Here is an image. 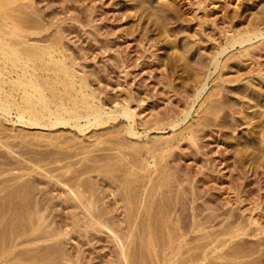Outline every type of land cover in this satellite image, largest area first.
Instances as JSON below:
<instances>
[{"label": "rangeland", "instance_id": "374dc122", "mask_svg": "<svg viewBox=\"0 0 264 264\" xmlns=\"http://www.w3.org/2000/svg\"><path fill=\"white\" fill-rule=\"evenodd\" d=\"M30 1H32L31 6L34 8L33 10L38 13L37 18H42V21L48 25V30L45 31V34H50V36L52 35L51 37L54 35L60 36L59 38L64 43L68 60L76 64H74V69L78 75L85 73L84 75L89 76L87 78L88 85H90L89 90H95L92 92L95 94L97 103L99 105L102 103V107L109 110L116 102L118 104H125L127 100L129 101L130 110L136 115H134L135 122L132 128L137 134L133 137L124 135V127L128 124L121 119H117L113 123H109V125L107 123L98 130L89 128L84 133H78L74 128L70 129V126H57L50 129V134L49 132L47 134L45 132L48 130L45 128L32 129L15 123L14 114H12L13 116L1 118L0 124L2 125H0V128L2 129H0V133L2 135L0 134V139L5 143L13 142L10 143L11 147L8 144V149L0 144V254L3 252L6 255L5 258H0V264H125L128 257L130 258H128V264H159L160 262L161 264H167L168 262H165L170 257L167 254L168 251L164 253L165 255H162V253H159L160 250H157L155 252L158 253L153 252L150 256V253L144 254L145 251L141 253V246L137 247L139 245L137 243L140 242L138 236L142 235L141 231V233H138L140 230L139 224L147 222L148 218H150L147 223H149V228L151 227V233L156 238L154 240L158 241L157 243L159 244L161 241L163 242L165 237L164 232L166 233V230L164 225L169 226L168 228L170 229H167L172 230L173 233L177 231L176 234L181 233L183 230L182 233L184 232L185 236L183 239L186 241V244L184 243L185 245L183 244L180 249V253L182 252L181 256L182 258L186 256L185 259H187V254H189V259L191 257L192 259H196L194 257L198 256L199 258L197 259L199 260L200 257H203L202 254L204 253L206 256L205 260H202V262H199L201 261L199 260L197 264H264V142H262L264 140V36L252 41L254 47L250 49V57L243 58L237 54V50H228L218 58V65L215 71H213L210 60L211 55L219 48L217 42H220V40L223 42V35L220 29L221 31L228 30L230 25L240 29L246 26L248 22H255L260 18V21L264 23V0ZM60 2L64 6H61ZM26 12L28 13L29 10ZM65 13H68L67 16ZM34 15L35 13H32L30 17L33 16L31 18L35 17L37 19L36 15ZM74 16H78L75 17L78 22L75 19H71ZM162 27L170 30L169 38L170 40H174L171 42V45L175 46L174 53L169 47L171 45L165 42L162 37L163 34L160 31ZM169 38L166 39L169 40ZM177 53H180V57L182 55L185 58L181 57L178 59ZM193 62L197 66H194ZM180 64L188 65L189 68L185 67V70L181 69ZM196 67L201 68L197 70ZM160 72H163V75ZM162 76L164 77L162 78ZM197 80H201V83H204L205 86L200 93L201 95L195 98L197 92V83L195 82H198ZM205 96L208 99H205ZM208 106L209 108L213 107V109L212 107L210 108L211 111L208 108L210 112L206 111ZM164 110L170 113L167 112V114ZM162 112L167 115L172 113V116L175 114L176 123L183 119L185 114L188 113V115L183 120V123H179L176 127L163 125L158 127V129H153V126L150 125V127L149 124L154 123L155 119H159ZM200 116L204 119L206 116V121L202 119V122ZM198 122L201 126L197 125ZM202 123L205 124L202 125ZM111 124H113L112 128L109 127ZM190 124L191 128L188 130L189 132L193 131L191 133L196 137L194 141L187 140L188 131L184 129L186 130L184 133L182 130ZM194 125L197 126V130L194 128ZM192 126H194L193 129ZM194 129L196 132H194ZM32 130L35 131L33 132ZM179 130L181 134H179ZM262 130L263 134L261 133L258 136ZM87 132L89 139H87ZM37 133L42 134L36 135ZM118 133L119 135H117ZM11 135H15L17 138L14 137V139ZM113 135H117L118 137H113ZM33 136L34 138H32ZM47 137H50L51 140L55 138V140L53 139L55 142H57L56 139L58 137L60 139L66 138L70 141H75L74 145L76 143L78 145L80 141L79 146L81 145L83 148L80 147L81 150L80 148H77V150L76 148L70 149L72 150V155H75L73 153H78L76 156H81L82 154H79V150H84V147L88 149V151L85 149L87 153L89 152L88 155L85 153L81 158L78 156L79 159L76 156H73V159H71L72 157L70 158V160H75V162L69 161L73 166L68 171L71 172L74 169L73 173H82L83 168L87 169L80 175V182L89 184L90 186L87 185V188L88 186L92 189L95 187V193L100 196V198L97 197L101 200V205L100 202H97L99 207L102 204H106L109 208L104 205V209H110V212L118 209L117 213H120L121 216L119 218L122 219V216L125 215L123 214L125 212L122 211L125 208L118 202L117 199H120L118 195L124 194L126 196L129 193L133 195H129L130 204L133 208L137 205L139 207H136V212L133 210L131 215L139 222L137 221L135 222L136 225L134 224L136 231L133 233V249L131 247L129 251L134 249L137 251L134 250L133 253L136 252V254L134 253L132 256H128L127 254L125 257L126 261L122 258L119 259L116 252H114L116 251L113 250L114 248L116 249V244L106 235L105 231L103 233L99 231L96 233L94 231L84 233V229H81V225H83L81 224L83 223L82 221H79L81 225L78 223V227L80 228L72 225L74 223L73 216H70V214L74 216L77 213L79 214V212L74 214L79 209H76L74 206H78V204L74 202L68 203L71 202L68 200L75 201L73 200V195L69 194V191L73 188L72 184H69L73 176H69V172H67V178L71 179L70 181L66 180L67 178L63 180L64 178L62 179L61 177L63 175V177L66 176L65 173H62V170H65L62 168L67 166L69 158L67 159V154H63V149H65L62 148L65 147L63 145L59 147L60 151L62 148V154L66 157L63 159L65 161L59 162L60 160H58L56 161L57 164L54 161L52 162L53 165L50 162V165L46 163L51 157L54 158L53 154L55 155L58 149L52 147V143L49 145L51 140ZM48 139L49 142H46ZM103 139L104 141H102ZM116 139L122 142L119 141L122 144V147H119V149H115L112 147L113 145L106 142L107 140L114 141ZM258 139L261 140V143ZM128 145H133L137 150L132 151L130 148L128 149ZM107 146H109V149ZM55 147H58V145ZM90 149L93 150L89 151ZM70 150H66L65 153L68 151V154L70 153L69 155L71 156ZM121 150H125V152L122 154V152H119ZM49 151L50 153H47ZM19 153L22 154L18 155ZM57 153L59 156L62 155L59 151ZM112 153L113 155H111ZM116 153L125 155L122 159L126 165L123 160L122 162L119 160L121 162L119 166H124L126 172H131V179L126 178L130 177L131 174L129 173L126 176V173H123L125 168L118 167V161H114L116 159L115 156L118 155ZM58 154L55 155L57 158ZM39 155L42 156L39 157ZM89 155L93 157L99 156L98 158L96 157L98 160L95 157L94 159L90 157V159ZM109 156L111 157L110 159ZM43 157L44 161H42ZM82 157L86 158L80 160ZM60 158L63 157L60 156ZM111 159L113 161L109 162ZM77 160L80 161L76 162ZM88 160H91L92 163ZM92 160H95V162ZM36 161L40 162L37 163ZM113 162L117 165L115 166ZM128 163H132L130 164L131 167L134 165L136 167L134 169L131 168V171ZM108 164H113L116 168L118 167V169L113 168L117 171L119 168H121L120 170L124 169L121 171L122 173L119 170L111 174L113 177H117V174H119V179H116L117 181H112L113 178L110 177V174H105L107 177L110 175L108 177L111 179L110 181L106 176H100ZM12 165L15 171L9 172ZM56 165L62 168L59 167L58 170ZM54 166L57 168L55 169ZM142 166L143 168H141ZM53 168L56 171H50ZM91 169L95 170V172ZM99 171L102 173L98 174ZM85 172H88V174ZM56 174H60L61 176H56ZM83 174L84 176H82ZM86 174L89 178L85 176ZM55 176L59 178L55 179ZM122 176L124 177L122 178ZM99 179L106 186L104 184L102 186ZM56 180L57 182L65 181L62 182L64 185H61V182L60 184L57 183ZM66 181H69L68 188L71 186L69 190L67 189ZM119 183L122 185L120 186ZM27 184L28 186H26ZM110 184H112L113 188ZM114 185L118 186L114 187ZM124 187H130L129 189L131 190ZM87 188L84 187V189ZM114 188H116L119 194ZM97 189H101L103 192L101 190L97 192ZM122 189L124 192L125 190L129 192L123 193ZM63 190L64 192H61ZM72 192L73 190L70 193ZM64 193L71 197V199L68 196L64 197ZM135 194L137 195L135 196ZM21 195L24 196L22 197ZM101 198L104 200V203H102ZM148 198L151 200V204ZM33 203L36 205L32 209L30 205ZM68 204H71V209L68 207ZM134 204L137 205L135 206ZM139 204H142L141 208ZM142 206H144V210ZM164 206H166V209L169 207L170 210L168 209L164 212ZM17 207L20 208L18 209ZM26 207H28V210ZM36 207L39 208V211L36 210ZM146 207L148 208L145 209ZM14 208H17L19 212L17 210L14 211ZM25 209L28 212L31 210L30 216L28 212L26 213ZM32 210L38 213L43 211V216H40L38 213H33L34 216H31ZM172 210L171 215L166 214L168 211V214H170ZM145 211L148 214L150 213L148 218L145 216L147 214ZM211 211L213 214L211 220L209 219L210 224L205 223L202 225L204 230L193 232L191 229V215L199 214L198 217L203 221ZM228 211L230 215L228 220L236 224L239 223L242 227L245 226V235L239 238V240L235 239L233 242L225 244V246L216 247L217 250H214L210 245L208 246L209 248H202L210 238H214L215 232L220 229L218 225L225 218L224 213ZM133 212L136 214H133ZM117 213L116 215L111 213L110 215H113L114 218L112 216L109 218L113 226L111 229L114 230V226H116L115 230L117 229L118 234V225H115L117 223L115 219L118 216ZM35 214L40 216L41 219L39 217V219H36L37 217L33 219ZM204 215L206 216L204 217ZM216 215L218 216L216 217ZM78 216L80 217V215H77L75 221ZM142 219L146 221L144 222ZM250 220L254 224H250ZM162 221L163 224H161ZM32 223L39 225L36 227L38 229L43 226L46 232L50 230V234L52 232L54 234L58 233L57 235L59 236L55 234L57 238L54 235L53 240L52 237L48 239L46 236H44L46 239H34L36 233L33 232L31 236L30 232L31 225L33 226ZM137 225H139V229H137ZM22 229L23 232L21 231ZM207 233L211 234L212 237H207L206 240ZM20 234L21 236L19 237ZM124 234L122 235L123 238H121L123 242L126 237ZM46 235L48 236L47 233ZM13 238L16 240L14 241L16 244L9 247L7 244L10 245V241ZM17 243L20 245L18 246ZM232 246L239 247V249L233 248L232 250ZM3 248L6 250L3 251ZM7 249H9L10 253L9 251L6 252ZM185 249H188L187 252H185ZM17 251L22 253L18 254ZM129 251L127 252L131 254L132 252ZM14 255L16 256L15 258H20H17L18 260L16 259L15 261ZM152 256H157L158 258L155 257L156 259H154ZM181 256L178 258L183 260L184 258L182 259ZM12 258L14 262L11 260ZM130 260L132 262H129Z\"/></svg>", "mask_w": 264, "mask_h": 264}, {"label": "bare ground", "instance_id": "6f19581e", "mask_svg": "<svg viewBox=\"0 0 264 264\" xmlns=\"http://www.w3.org/2000/svg\"><path fill=\"white\" fill-rule=\"evenodd\" d=\"M199 1V0H198ZM31 2L32 1H30L29 2V0H0V119L1 118H5V117H7V116H13L12 114H14V118H15V123H17V124H20V126H24V127H26V128H45V129H47L48 131L47 132H45V133H47L48 134V132H49V134H50V129H52V128H54V127H57V126H70L71 128L70 129H72V128H74L78 133H84V131L85 130H87V129H89V128H91V129H99V128H101L103 125H105V124H107L108 123V125H109V123H113L115 120H123V121H125V123L127 122V124L128 125H126L125 127H124V135H127V136H130V137H133V136H135L136 134H137V132H134V130H133V128H132V126H133V124H134V122H135V120H134V115H135V113L134 112H132V110H130V107H129V105H128V100L125 102V104H118L117 102L116 103H114V105H113V107H110L109 108V110H106V109H104L103 107H102V103L99 105V103H97V101H96V99H95V94H93V92L95 91H90L89 89H90V85H88L89 83H88V80H87V78L89 77V76H86V75H84V74H82L81 73V75H78V73L76 72V70L74 69L75 68V63H72L71 61H69L68 60V55H67V53H65V51H66V49H65V46H64V43L60 40V36L58 37L57 35L55 36H53V37H51L50 36V34H45L46 32V30H48L47 28V26L48 25H46L47 23H45L44 21H42V18L41 19H38L37 17V12H35L33 9L34 8H32V4H31ZM62 2V1H61ZM61 2H60V4H61ZM197 2V1H196ZM59 4V5H60ZM198 4H200V3H198ZM61 6H64L63 5V3L61 4ZM68 6H70V5H68ZM68 6H67V8H68ZM129 8V7H128ZM61 9V8H60ZM27 10H29V12L27 13L26 11ZM50 11V10H49ZM75 11V10H74ZM51 12V11H50ZM76 12V11H75ZM132 12V11H131ZM32 13H35V15H36V18L37 19H35V17L34 18H31V17H33V16H31L30 17V15L32 14ZM42 13V12H41ZM52 13V12H51ZM61 13V12H60ZM63 13V12H62ZM28 14H29V16H28ZM66 14V13H65ZM68 14V13H67ZM67 14H66V16H67ZM34 15V16H35ZM72 15V14H71ZM70 15V16H71ZM61 16H63V14H61ZM40 17H42V16H40ZM69 17V16H68ZM72 17V16H71ZM70 17V18H71ZM75 17H78V16H74V18H71V19H75ZM63 18V17H62ZM225 18V17H224ZM61 19V18H60ZM66 20V19H65ZM75 20H77V19H75ZM223 20V19H222ZM261 20V18L259 19V20H257V21H252V22H248V24H246V26H244L243 28H240V29H237V28H234L233 26H231L230 25V27H229V29L228 30H222L221 31V29H220V32L222 33V35H223V42H222V40H220V42H217V46L219 47V48H217L215 51H214V53H213V55H211V57H210V60H211V65H212V68H213V71H215L216 70V68H217V65H218V58L221 56V55H223L226 51H228V50H230V51H233V50H237V54L240 56V57H250L251 56V54H250V49H253V47H254V45L252 44V41L253 40H256V39H258V38H262L263 36H264V23L262 22V21H260ZM61 21V20H60ZM69 21H70V19H69ZM226 21V20H225ZM72 22H73V20H72ZM77 22H78V20H77ZM52 23H54V22H52ZM230 23V22H229ZM229 23H228V25H229ZM235 26V25H234ZM50 28V27H49ZM161 29V28H160ZM57 31V30H56ZM56 31H55V33H56ZM159 31V30H158ZM161 31V33L163 34V38H164V41L165 42H168L169 43V45H171V42H172V40H170V30H168V29H166V27H162V29L160 30ZM159 31V32H160ZM220 32H219V34H220ZM44 33V34H43ZM160 33V34H161ZM58 34V33H57ZM161 34V35H162ZM162 38V39H163ZM166 38H169V40L168 39H166ZM209 38V37H208ZM168 40V41H166V40ZM174 41V40H173ZM164 42V43H165ZM167 43V44H168ZM174 45V44H173ZM171 49H172V51H173V53H174V47L171 45V46H169ZM169 48V49H170ZM215 49V48H214ZM175 53H176V51H175ZM235 53H236V51H235ZM178 54V53H177ZM180 54V53H179ZM177 55V58L178 59H180L181 57H182V55H181V57H180V55ZM176 55V54H175ZM227 55V54H226ZM170 56H171V54H170ZM182 58H185V57H182ZM228 58V57H227ZM172 59V58H171ZM177 59V60H178ZM167 60V59H166ZM184 60V59H183ZM172 61V60H171ZM179 62V61H178ZM177 62V63H178ZM184 62V61H183ZM171 63V62H170ZM175 63V62H174ZM173 63V64H174ZM75 64V65H74ZM172 64V65H173ZM196 64L198 65V63H197V61H196ZM181 65V64H180ZM179 65V66H180ZM193 65H194V62H193ZM197 65H194V66H197ZM223 65V64H222ZM178 66V67H179ZM185 67H188L189 68V66L188 65H181V69H184L185 70ZM191 68H194V67H191ZM190 68V69H191ZM197 68V67H196ZM198 68H201V67H198ZM198 68H197V70H198ZM169 69V68H168ZM171 69V68H170ZM189 69V70H190ZM196 70V69H195ZM202 70V69H201ZM183 71V70H182ZM181 71V72H182ZM187 71H188V69H187ZM191 71V70H190ZM193 71V70H192ZM185 73H186V71H184ZM189 72V71H188ZM162 75H163V72H160ZM202 73V72H201ZM210 73V72H209ZM161 74H159V75H161ZM187 74V73H186ZM191 74V73H190ZM197 74V73H196ZM196 74H194V75H196ZM199 74V73H198ZM194 75H192V76H194ZM189 76V75H188ZM164 76H162V78H163ZM168 78V77H167ZM195 78V77H194ZM198 78H200V77H198ZM196 79H197V77H196ZM166 80V79H165ZM164 80V81H165ZM168 80V79H167ZM202 80V79H201ZM201 80H197L198 82H195V83H197V86H196V94H195V98H198V96L199 95H201L200 93L202 92V90H203V88H204V86H205V84L204 83H201ZM206 80H207V78H206ZM169 81V80H168ZM194 83V82H193ZM195 88V87H194ZM207 95V94H206ZM210 95V94H209ZM211 96V95H210ZM212 96H213V94H212ZM130 97V96H129ZM194 98V99H195ZM205 99H208V98H206V96L204 97ZM134 100H135V98H133ZM133 100V101H134ZM99 101V100H98ZM217 101H218V99H217ZM115 102V101H114ZM194 102V101H193ZM220 102V101H219ZM113 104V103H112ZM202 105V104H201ZM212 107V106H211ZM210 107V108H211ZM209 106L207 107V109H206V111L208 110V112H210L211 111V109H210V111H209ZM108 109V108H107ZM212 109H213V107H212ZM171 110V109H170ZM161 111H163V110H161ZM164 111H166V110H164ZM187 111V110H186ZM213 111V110H212ZM170 113L169 111H166V113ZM172 112V111H171ZM185 112V111H184ZM203 112H205L204 110H203ZM167 113V114H168ZM173 113V112H172ZM171 113V114H172ZM177 113V112H176ZM207 113V112H206ZM213 113H214V111H213ZM138 114V113H137ZM167 114H165L164 112H162L161 113V117L159 118V119H155L153 122L154 123H152V124H149V126L151 125V126H153V129H158V127H160V126H165V125H167V126H170V127H176L179 123H183V120L187 117V115H188V113L187 114H185L184 116H183V119H181L180 121H178L177 123H176V120H175V114L172 116L171 114H169V115H167ZM178 114V113H177ZM183 114V113H182ZM158 115H160V114H158ZM212 115V114H211ZM210 115V116H211ZM249 115V114H248ZM136 116V115H135ZM204 116V115H203ZM208 116V115H207ZM12 117V118H13ZM174 117V118H173ZM201 117V116H200ZM143 118V117H142ZM141 118V119H142ZM199 118V117H198ZM211 118H212V116H211ZM8 119H10L9 117H8ZM144 119V118H143ZM179 119V118H178ZM200 119V118H199ZM202 119L203 120H205L206 121V116H205V119L204 118H202L201 117V121H202ZM7 121V120H6ZM13 121V120H12ZM145 121H146V119H145ZM144 121V122H145ZM214 121V120H213ZM13 122V123H14ZM148 122H149V120H148ZM203 122V121H202ZM208 122V121H207ZM5 123V122H4ZM117 123V122H116ZM150 123H151V121H150ZM201 123V122H200ZM209 123V122H208ZM211 123H212V121H211ZM260 123V122H259ZM262 123V122H261ZM117 124H119V123H117ZM123 124V123H122ZM192 124V123H191ZM191 124L187 127V126H185L184 127V125H183V131H184V133H185V131L187 130L188 132H187V138L186 137H184L185 139H187V140H192V141H194V139L196 138L192 133H193V131L191 130L190 132H189V128H191L190 126H191ZM203 124H205V123H202V125ZM207 124V123H206ZM214 124V123H213ZM263 124H264V122H263ZM0 125H2V124H0ZM187 125V124H186ZM197 125H200L201 126V124H199V122L197 123ZM113 127V124H111L109 127ZM150 126V127H151ZM154 126H156V127H154ZM195 126V127H194ZM194 126H192V129H193V127L196 129V125H194ZM206 126V125H205ZM216 126V125H215ZM111 127V128H112ZM208 127H210V126H208ZM260 127V126H259ZM25 128V129H26ZM147 128V127H146ZM258 128V127H257ZM261 128V127H260ZM0 129H2V128H0ZM24 129V130H25ZM91 129H90V131H91ZM149 129V128H148ZM151 129V128H150ZM184 129H186V130H184ZM189 129V130H188ZM194 129V130H195ZM208 129V128H207ZM103 130V129H102ZM123 130V129H122ZM197 130V129H196ZM196 130L194 131V132H196ZM3 131V130H2ZM33 131V130H32ZM35 131V130H34ZM33 131V132H34ZM90 131H88V132H90ZM93 131V130H92ZM180 131V130H179ZM178 131V132H179ZM183 131H182V133H183ZM257 131V130H256ZM1 132V131H0ZM26 132V131H25ZM88 132H87V136H88ZM94 132V131H93ZM192 132V133H191ZM263 132V130L261 131V132H259L258 134V136H260L261 135V133ZM3 133H4V131H3ZM106 133V132H105ZM115 133V132H114ZM1 135H2V133H0ZM34 135H35V133H33ZM42 134V133H41ZM40 133H37L36 135H41ZM139 134V133H138ZM179 134H181V131H180V133ZM252 134V133H251ZM254 134V133H253ZM263 134V133H262ZM0 135V136H1ZM9 135V134H8ZM117 135H119V133L117 134ZM117 135H115L116 136V138L118 137ZM11 136H13V135H11ZM10 136V137H11ZM85 136V135H84ZM83 136V137H84ZM106 136H107V134H106ZM114 135H113V137H115ZM177 136H178V134H177ZM180 136V135H179ZM15 137V135L13 136V138ZM23 137V136H22ZM43 137V136H42ZM78 137H80V136H78ZM181 137H183V136H181ZM15 138H17V137H15ZM14 138V139H15ZM21 138V137H20ZM32 138H34V136L32 137ZM39 138V137H38ZM40 138H41V136H40ZM47 138H50V137H47ZM85 138V137H84ZM91 138V137H90ZM100 138V137H99ZM24 139V138H23ZM22 139V140H23ZM35 139H37V138H35ZM54 140H55V138H53ZM51 140V138H50V142H49V139L48 140H46V142H49V145L52 143V147H54L55 149H57L56 151L58 152L59 151V153H61L62 154V148H65V149H63L64 150V152H63V154H67V155H69L68 154V151L70 150V149H75L76 148V150H77V148H80V147H82L83 148V146H79V143H81L80 141L78 142V145H77V143H76V145H74L75 144V141L73 142V141H70V140H68V139H60L59 137H58V139H59V141H58V139H56L57 140V142H55L54 140ZM87 139H89V136L87 137ZM98 139V138H97ZM102 139V138H101ZM115 139V138H114ZM256 139V138H255ZM260 139V138H259ZM258 139V140H259ZM263 139V138H262ZM9 140H11L10 138H9ZM13 140V139H12ZM25 140V139H24ZM117 140V139H116ZM116 140H114V141H106V142H109L111 145H113L112 147H114L115 149L117 148V149H119V147H122V142L120 143L118 140L116 141ZM257 140V141H258ZM6 142H7V140H5ZM20 141V140H19ZM18 141V142H19ZM82 141V140H81ZM86 141V140H85ZM89 141V140H88ZM95 141V140H94ZM102 141H104V139L102 140ZM256 141V140H255ZM260 141V143H261V140H259ZM258 141V142H259ZM13 142V141H12ZM12 142H10V143H12ZM97 142V141H96ZM101 142V141H100ZM100 142H98V143H100ZM262 142H264V140H262ZM10 143H5V142H3L1 139H0V144L3 146V147H7V149H8V144L10 145ZM17 143V142H16ZM20 143V142H19ZM55 145H54V144ZM74 143V144H73ZM97 143V144H98ZM15 144V143H14ZM18 144V143H17ZM82 144H85V143H82ZM96 144V145H97ZM56 145H58V147H55ZM65 146V147H62L61 148V151H60V147L59 146ZM76 146H78V147H76ZM125 146V145H124ZM129 147H128V149L130 148V150H132V151H135V149L137 150V148L136 147H134L133 145L132 146H130V145H128ZM264 146V145H263ZM262 146V147H263ZM9 147H11V145L9 146ZM13 147H14V145H13ZM91 147V146H90ZM89 147V148H90ZM109 146H107V148H108ZM112 147H111V149H112ZM261 147V146H260ZM66 148H69V149H66ZM94 148H96V147H94ZM132 148V149H131ZM259 148V147H258ZM85 149H86V147H84V150H82V151H80L81 150V148H80V150H79V154L81 153L82 155L81 156H84L83 154H85L86 153V155H88L89 154V152L87 153V151H88V149H86L87 151H85ZM104 149H106V148H104ZM103 149V150H104ZM109 149V148H108ZM260 149V148H259ZM262 149V148H261ZM66 150H68L66 153H65V151ZM91 150H93V149H90L89 151H91ZM99 150V149H98ZM107 150V149H106ZM113 150V149H112ZM71 151V156L69 155V156H67L66 155V157H67V159L69 158V160L67 161L68 163L66 164L67 166H65L64 168H62V167H60V168H62V169H65V170H62V173L64 174L65 173V177H63V176H61L60 174V176L62 177V179L63 180H65L66 178H67V172H69V176H73V177H71V179H72V181H74L73 183H72V181H70L68 178L66 179V180H69L71 183H69L73 188L71 189V186L69 187L71 190L69 191V194H71V196L73 195V200H75V201H72V200H68V198H70L71 199V197H69L68 195V191H67V189L69 190V188H68V182L66 181V186H67V189H66V193L68 194V195H66L65 193V196L64 197H66V196H68V198H67V200L68 201H71V202H68V201H66V202H68V203H76V204H78V206L76 205V206H74L76 209L77 208H79V209H77V210H79V211H77L76 209V212H74V210H73V212H74V214H76L77 212H79V214L77 213V215H80V217H79V219H78V217L76 218V221H75V217L77 216H74V215H72V214H70V216H73L72 218H73V224L72 225H74V226H77L78 227V225L80 224L79 223V221L81 222H83V223H81V224H83V225H81V229L83 228L84 229V233H89V232H91V231H94L95 233L96 232H106V235L112 240V242H114L116 245V249L114 248L113 250H116V251H114V252H116V254H117V256L119 257V259H123V260H125V257L127 256V254H128V256L129 255H131L132 256V254L134 255V253L136 254V252H134L133 253V251L135 250H130L132 253L131 254H129L127 251H129V249H131V247L133 246V244H132V241H133V239H134V235H133V233L136 231V228H135V226H134V224H135V222H137L136 220H135V218L133 217V215H131V212L133 211V210H135V208L136 207H139L137 204H134L136 207L135 208H133V206L130 204V197H129V195L131 194V193H129V194H127L126 196L124 195H121V196H119L118 195V198H120V199H117L118 200V202H120V205L123 207V208H125L124 209V211H122V212H125V213H123V214H125V215H123L122 216V219L121 218H119L121 215H120V213H117V211H119L118 209H116L115 211H113V212H110L111 210L110 209H108V210H106V208L104 209V205H106V204H102V206L101 207H99V204L97 205V202H100V205H101V200L99 199L100 198V196H98V195H96V193H95V187H94V189H92V188H89V184H83L82 182H80V175L82 174V173H84V171H86L87 169L86 168H83V172L81 173V172H75V173H73V171H74V169H73V171H68L69 170V168L71 167V166H73L72 165V163L73 162H75V160L73 161V160H70V158L71 159H73L74 157L73 156H76L78 153H73V154H75V155H72V150H70ZM102 151V150H101ZM117 151V150H116ZM8 152V151H7ZM12 152V151H11ZM53 152V151H52ZM56 152V154H58ZM93 152V151H92ZM95 152V151H94ZM118 152V151H117ZM120 153L122 152V154H123V152H125V150H121V151H119ZM128 152V151H127ZM260 152V151H259ZM262 152V151H261ZM47 153H50V151L49 152H47ZM22 154V153H21ZM20 153L18 154V155H21ZM53 154V153H52ZM55 154V155H56ZM63 154L62 155H60L61 157H63V158H60V156H59V154L57 155L58 156V158L53 154V156H54V158L53 157H51L50 159H49V161H47L46 163H48L49 165H50V163H52V162H54L55 161V163H56V161H58V160H60L59 162H61V161H65V160H63L64 158H66V157H64L63 156ZM116 154H118V153H116ZM122 154H118L117 156H115L116 157V159L114 160L115 162H117L118 161V167H124V166H119V165H121V162H122V158H123V156H125V155H122ZM127 154H129V153H127ZM126 154V155H127ZM45 155V154H44ZM51 155V154H50ZM90 155H92V154H90ZM89 155V158L90 157H92L93 159H94V157L96 158L97 156H90ZM93 155H95V154H93ZM109 155V154H108ZM111 155H113V153L111 154ZM40 156H42V155H39V157ZM79 156V155H78ZM78 156H76L77 158H78ZM81 156H79L80 158H81ZM105 156V155H104ZM106 156H107V154H106ZM99 157V156H98ZM97 157V158H98ZM101 157H103V156H101ZM47 158V157H46ZM60 158V159H59ZM76 158V159H77ZM83 158H86V157H82V159H80V160H84ZM96 158V159H97ZM111 157L109 156V159H110ZM113 158V157H112ZM264 158V157H263ZM48 159V158H47ZM56 159V160H55ZM79 159V158H78ZM87 159H88V157H87ZM91 159V158H90ZM95 159V160H96ZM37 160V159H36ZM39 160V159H38ZM80 160H77L76 162H78V161H80ZM95 160H92V161H94L95 162ZM98 160V159H97ZM96 160V161H97ZM103 160H104V158H103ZM102 160V161H103ZM119 160H121V162L119 161ZM34 161V160H33ZM42 161H44V157H43V159H42ZM41 161V162H42ZM69 161H72V163H70ZM88 161H90L91 162V160H88ZM110 161H113L112 159L111 160H109V162ZM124 161V160H123ZM146 161V160H145ZM37 163L38 162H40V161H36ZM50 162V163H49ZM81 162H83V161H81ZM99 162H100V160H99ZM108 162V161H107ZM115 162H113V163H115ZM120 162V163H119ZM14 163V162H13ZM12 163V164H13ZM92 163V162H91ZM106 163V162H105ZM104 163V164H105ZM124 163H125V161H124ZM123 163V164H124ZM146 164H147V162H145ZM18 164H19V162H18ZM47 164V165H48ZM57 164V163H56ZM63 164H65V163H63ZM62 164V165H63ZM68 164H70V165H68ZM80 164V163H79ZM83 164V163H82ZM122 164V165H123ZM129 164V163H128ZM130 164H132V163H130ZM130 164H129V166H130ZM15 165V164H14ZM51 165H53V163L51 164ZM58 165H59V163H58ZM58 165H56L57 167H58ZM84 165V164H83ZM88 165V164H87ZM101 165V164H100ZM115 166L117 165L116 163L114 164ZM125 165H126V163H125ZM148 165V164H147ZM146 165V166H147ZM11 166V165H10ZM9 166V167H10ZM20 166L22 167V164L20 163ZM81 166V165H80ZM84 166H86V165H84ZM89 167H90V165H88ZM99 166V165H98ZM115 166H113V164H108V165H106L105 166V168L104 169H106V170H104L103 169V173L101 172V171H99L98 172V174H101L100 176L102 177V176H106L105 174H113L114 172H118L121 168H119V170L117 171L116 169H118V167L116 168ZM128 166V165H127ZM128 166V167H129ZM141 166V165H140ZM9 167H8V169H9ZM55 167V166H54ZM57 167H55V169L57 168ZM59 167L57 168L58 170H59ZM89 167H87V168H89ZM116 168L115 170L113 169V168ZM134 167H136L135 165L133 166V167H129V169L132 171V169L131 168H133L134 169ZM72 168V167H71ZM93 168V167H92ZM96 168H98V167H96ZM100 168H101V166H100ZM125 168V167H124ZM141 168H143V166L141 167ZM15 168H14V166L12 165V167L9 169V172H12L13 170H14ZM23 169H24V167H23ZM51 169V168H50ZM49 169V170H50ZM54 168L52 169V170H50V171H54L55 170ZM18 170H20V169H18ZM61 170V169H60ZM72 170V169H71ZM91 170H93V169H91ZM122 170H124V169H122ZM122 170H120V172L122 171ZM148 170V169H147ZM15 171V170H14ZM13 171V172H14ZM17 171V170H16ZM56 171V170H55ZM65 171V172H64ZM94 172H95V170H93ZM98 171V170H97ZM97 171H96V173H97ZM128 171V170H127ZM134 171V170H133ZM141 171H143L142 169H141ZM7 172V171H6ZM89 172V171H88ZM88 172H85V173H87L88 174ZM91 172V171H90ZM101 172V173H100ZM138 172V171H137ZM144 172V171H143ZM49 173V172H48ZM93 173V172H92ZM122 173V172H121ZM126 176H127V174L129 175V173L131 174V172H126V168H125V171L123 172ZM135 173V172H134ZM133 173V174H134ZM140 173H142V172H140ZM70 174H74V175H70ZM85 175V176H87L88 177V175ZM136 174V173H135ZM146 174H147V172H146ZM58 174H56V176H57ZM58 175V176H59ZM110 175H108V177L110 176ZM118 175L119 174H117V177L115 176V177H113L112 175L110 176L111 178H113V180L112 181H114V180H116L117 178H118ZM140 175H144V174H140ZM53 176V175H52ZM55 176V179L56 178H59V177H56ZM82 176H84V174L82 175ZM90 176V175H89ZM97 176H99V175H97ZM134 176V175H133ZM146 176V175H145ZM148 176V175H147ZM107 177V176H106ZM105 177V178H106ZM107 177V179H109ZM120 177V176H119ZM124 176H122V178H123ZM131 177H132V174L130 175V177L128 176V177H126V178H128V179H131ZM70 178V177H69ZM74 178H75V180H74ZM89 178V177H88ZM115 178V179H114ZM126 178H124V179H126ZM119 179V178H118ZM123 179V180H124ZM128 179H126V180H128ZM59 180V179H58ZM60 180H61V178H60ZM60 181L61 182V185L63 184L62 182H65V181ZM100 180V179H99ZM111 179H109V181H110ZM88 181V180H87ZM101 181V180H100ZM106 181V180H105ZM117 181V180H116ZM116 181H115V183H116ZM27 182V181H26ZM56 182H57V180H56ZM60 182H57V183H59L60 184ZM89 182V181H88ZM91 182V181H90ZM103 181H101V183H102ZM28 183H30V182H28ZM54 183H55V180H54ZM56 183V184H57ZM92 183V182H91ZM90 183V184H91ZM111 183V182H110ZM113 183V182H112ZM126 183H127V181H126ZM125 183V185L127 186V184ZM103 184L104 183H102V186H103ZM117 184V183H116ZM30 185V184H29ZM60 185V186H61ZM64 185V184H63ZM83 185H85L84 187L85 188H87V185H89L88 186V190L87 189H84V187H83ZM92 185H93V183H92ZM91 185V186H92ZM112 184H110V186H111ZM119 185L121 186L122 184L121 183H119ZM26 186H28V184L26 185ZM57 186H59L58 184H57ZM94 186H95V184H94ZM97 186L99 187V185L97 184ZM96 186V187H97ZM104 186H106L105 184H104ZM115 186H118V185H114V187ZM97 187V188H98ZM112 188H113V186H111ZM110 187V188H111ZM23 188V187H22ZM119 188V187H118ZM125 188V187H124ZM128 189L130 188V187H127ZM127 188H125V189H127ZM24 189V188H23ZM58 190H59V188H57ZM56 189V190H57ZM64 189V188H63ZM115 190H116V188H114ZM17 190H19V189H17ZM28 190V189H27ZM26 190V191H27ZM73 190V192H74V194H72V193H70L71 191ZM99 190H101V189H99ZM98 189H97V192L99 191ZM115 190H113V191H115ZM123 190V189H122ZM129 190H131V189H129ZM102 191V190H101ZM117 191V190H116ZM127 191V193L129 192L128 190H125V192ZM25 192V191H24ZM61 192H64V190L63 191H61ZM103 192V191H102ZM120 192V191H119ZM124 192V190H123V193H125ZM23 193V192H22ZM59 193H60V191H59ZM117 193H118V191H117ZM135 193V192H134ZM119 194V193H118ZM133 194V193H132ZM117 195V194H116ZM137 194H135V196H136ZM145 195V194H144ZM22 197L24 196V195H21ZM28 196V195H27ZM99 198H98V197ZM105 196V195H104ZM130 196H133V195H130ZM63 197V198H64ZM25 198V197H24ZM138 198V197H137ZM140 198V197H139ZM65 199V198H64ZM102 199V198H101ZM144 199V198H143ZM149 199V198H148ZM147 199V200H148ZM62 200V199H61ZM97 200H99V201H97ZM138 200V199H137ZM102 203H104V200L102 199ZM114 201V200H113ZM134 201H135V198H134ZM193 201H194V199H193ZM193 201H191V202H193ZM64 202V201H63ZM117 202V201H116ZM147 202V201H146ZM149 202H150V204H151V200L149 199ZM105 203H106V201H105ZM137 203H138V201H137ZM148 203V202H147ZM66 204V203H65ZM149 204V203H148ZM32 205H34V206H32ZM32 205H30L31 207H32V209L33 208H35V205L36 204H32ZM69 205V204H68ZM74 205V204H73ZM140 205V204H139ZM142 205V204H141ZM141 205H140V208H141ZM143 205L144 206H146L144 203H143ZM23 206V205H22ZM28 206V205H27ZM29 206V207H30ZM71 204L68 206L70 209H71ZM107 206V208H109L108 207V205H106ZM131 206V207H130ZM144 206H142V208L144 207ZM21 207V206H20ZM20 207H17L18 209L20 208ZM65 207H66V205H65ZM64 207V208H65ZM149 207V206H148ZM148 207H146L145 209H147ZM151 207V206H150ZM165 207V209H163L164 210V212L166 211V210H168L169 209V207H168V209H166V206H164ZM6 208H8V207H6ZM17 208L15 209L14 208V211H16L17 210ZM37 208V207H36ZM119 208V207H118ZM133 208V209H132ZM174 208V207H173ZM26 209L28 210V207H26ZM25 209V210H26ZM30 209V208H29ZM73 209V208H72ZM139 209V208H138ZM172 209V208H171ZM8 210V209H7ZM13 210V209H12ZM26 210V213L28 212ZM35 210V209H34ZM34 210H32V215L31 216H34L33 215V213H38V212H34ZM36 210H38L39 211V208H37ZM41 210V209H40ZM113 210V209H112ZM140 210V209H139ZM143 210H144V208H143ZM143 210H141V211H143ZM148 210H150V209H148ZM147 210V211H148ZM170 210V209H169ZM24 211V210H23ZM30 211L31 210H29V216H30ZM70 211V210H69ZM72 211V210H71ZM147 211H145V212H147ZM3 212V211H2ZM17 212H19L18 210H17ZM40 212H42V213H40ZM38 214L41 216H43V211H40ZM68 212V211H67ZM72 212V213H73ZM135 212H136V210H135ZM135 212H133V214L135 213ZM169 212V211H168ZM168 212L166 213L167 215H171V212H173V210L172 211H170V214H168ZM24 213V212H23ZM111 213H113V215H116V213L118 214V216L117 217H115V219H116V222L118 223H115V225H118V234H117V229L115 230V228H116V226H114L115 228H114V230L113 229H111L113 226L111 225L112 223V221H110L111 219V216L113 217V215H110ZM142 213V212H141ZM109 214V215H108ZM136 214V213H135ZM140 214V213H139ZM145 214V213H144ZM144 214H142V215H144ZM150 214V213H149ZM148 212H147V214L145 215L147 218L149 217L148 215ZM212 214H213V212L211 211L209 214H207L208 216H206V215H204V219H203V217H202V219H203V221L198 217V215H191V219H192V224H191V229H192V231L194 232V231H199V230H202L203 228H202V225L203 224H207V223H209L210 222V220H211V216H212ZM107 215H108V217H107ZM162 215H165V214H162ZM222 215H223V213H222ZM40 216H38L37 214H35V217L33 218V219H35L36 217V219H41V217ZM69 216V217H70ZM218 215H216V217H217ZM230 215H229V211L228 212H225L224 213V217L225 218H223V220H221V226L220 225H218L219 227H220V229L217 231V232H215V234H214V238L212 239V238H210L209 240H208V242L206 243V244H204V246H202V248H205V247H208L209 245L211 246V247H213V249L215 250L216 249V247H221V246H225V244H229V242H233V240H235V239H237V240H239V238H241L243 235H245V230H244V227L245 226H241L239 223L238 224H236L235 222L233 223V222H230V220H228ZM39 217V218H38ZM110 217V218H109ZM163 217V216H162ZM83 218H84V221H83ZM114 218V217H113ZM113 218H112V220H113ZM143 218H144V216H143ZM147 218H145L146 220H147ZM213 218V217H212ZM215 218V217H214ZM82 219V220H81ZM145 219H142V220H144V222L146 221ZM150 218H148V220H149ZM190 219V220H191ZM210 219V220H209ZM217 219V218H216ZM133 220H135V221H133ZM148 220H147V222H148ZM165 220V219H164ZM163 220V221H164ZM166 220H168L167 218H166ZM163 221H162V223L161 224H163ZM251 221V220H250ZM115 222V221H114ZM139 222V221H138ZM147 222H145V223H143V224H139V225H137V229H139V227H140V230H139V232L138 233H141L142 232V235H140V236H138V239H139V243H137V244H139V245H137V247L139 246H141L142 248H143V250H142V248L140 247V251H141V253L142 252H144V254H148V253H150L149 255L151 256V253H153V252H155V251H157V250H160V252L159 253H162V255H165L164 253L166 252V251H168V255L170 256V257H168V259L166 260V262L165 263H167V264H197V262L199 261V260H201V261H199V262H202V260H205V254L203 253L202 255H203V257H200V259L198 260L197 258H199L198 256L197 257H194V258H196V259H192V257L189 259L188 257H189V254H187L188 256H187V259H185V257H183L182 258V252L180 253V249H181V247H182V245L186 242V241H184V232L182 233V231H181V233H179V234H176L177 233V231L176 230H174V231H176V233L174 232H172V230H168V229H170V228H168L167 227V225L165 226L164 225V228H165V230H166V233L164 232V234H165V237H164V240H163V242L161 241V243L159 244V243H157L158 241H156V240H154V239H156L155 238V236H153V234L151 233V227L149 228V223H147ZM252 222V221H251ZM251 222H249L250 224H254L253 222L251 223ZM37 223V222H36ZM35 223V225H34V223H32L33 224V226L31 225V230H30V232H31V236H32V234H33V232L34 233H36L35 235H34V239H41V238H45L44 236H46V238L48 237V239L49 238H51L52 237V240H53V236L56 234H58V233H53L52 231L54 230H52L51 232V234H50V230H48V232H46V230H44L43 229V226H41V227H39V229L38 228H36V227H38L39 225H37ZM79 223V224H78ZM165 224H166V222H165ZM210 224V223H209ZM256 224V223H255ZM114 225V224H113ZM136 225V224H135ZM258 225V224H257ZM111 226V227H110ZM139 226V227H138ZM163 226V225H162ZM73 227V226H72ZM210 227V226H209ZM78 228H80V227H78ZM162 228V227H161ZM168 228V229H167ZM172 228V227H171ZM258 228V227H257ZM259 228H260V226H259ZM40 229H42V230H40ZM190 229V230H191ZM262 229H263V227H262ZM261 229V230H262ZM152 230H154V229H152ZM204 230V229H203ZM255 230H258V229H255ZM260 230V231H261ZM22 232H23V229L21 230ZM21 231H20V233H21ZM40 231V232H39ZM125 231V232H124ZM141 231V232H140ZM259 231V232H260ZM264 231V230H263ZM48 234V236L46 235V233ZM40 233H42L43 234V236H41L42 234H40ZM125 233V234H124ZM126 233H127V235H126ZM17 234H18V232H17ZM45 234V235H44ZM100 234V233H99ZM125 235L124 237H125V239H124V242L123 241H121L122 239L121 238H123L122 237V235ZM10 235V234H9ZM55 235V237L57 238V236H59V235H57L56 236ZM86 235V234H85ZM92 235V234H91ZM90 235V236H91ZM21 236V234L19 235V237ZM23 236V235H22ZM50 236V237H49ZM60 236H61V234H60ZM87 236V235H86ZM86 236H85V238H86ZM93 236H94V234H93ZM92 236V237H93ZM211 236V234H209V233H207L206 234V240H207V237H210ZM9 237V236H8ZM135 237H136V235H135ZM154 237V238H153ZM205 237V236H204ZM212 237V236H211ZM45 238V239H46ZM59 238V237H58ZM99 238V237H98ZM16 239V238H15ZM22 239H23V237H22ZM32 239V238H31ZM45 239H43V240H45ZM88 239H89V236H88ZM95 239V238H94ZM205 239V238H204ZM10 240V239H9ZM21 240V239H20ZM19 240V241H20ZM25 240H27V239H25ZM29 240V239H28ZM37 240V241H38ZM160 240V239H159ZM13 241V242H12ZM12 241H10L11 243H10V245L9 244H7L9 247L11 246V245H13V246H15V242L14 241H16V240H14V238H13V240ZM32 241V240H31ZM41 241V240H40ZM89 241V240H88ZM91 241V240H90ZM182 241V242H181ZM18 242V241H17ZM22 242H23V240H22ZM22 242H20V243H22ZM27 242V241H26ZM46 242V241H45ZM135 242V241H134ZM235 242V241H234ZM19 243V242H18ZM17 243V244H18ZM113 243V244H114ZM23 244V243H22ZM186 244V243H185ZM184 244V245H185ZM6 245V247H8ZM20 244H18V246H19ZM236 246V245H235ZM1 247H3V246H1ZM8 247V248H9ZM201 247V246H200ZM199 247V248H200ZM135 248H136V246H135ZM197 248V247H196ZM201 248V249H202ZM209 248V247H208ZM232 248V250H233V248L234 249H236V248H238L239 249V247H234V246H232L231 247ZM230 248V249H231ZM10 249V248H9ZM9 249H7V251L6 252H8L9 251ZM132 249H133V247H132ZM137 249V248H136ZM207 249V248H206ZM2 250V249H1ZM6 249H4L3 248V251H5ZM112 250V251H113ZM186 251L185 252H187V250L188 249H185ZM203 250V249H202ZM217 250V249H216ZM237 250V249H236ZM14 251V250H13ZM129 251V252H130ZM135 251H137V250H135ZM139 251V252H140ZM231 251V250H230ZM18 252V251H17ZM185 252H183V253H185ZM214 252H217V251H214ZM3 252H1V254H2ZM9 253H10V251H9ZM11 253H12V251H11ZM15 253V252H14ZM20 252H18V254H19ZM22 253V252H21ZM20 253V254H21ZM155 253H158V252H155ZM154 253V254H155ZM212 253V252H211ZM0 254V255H1ZM8 254V253H7ZM138 254V253H137ZM213 254V253H212ZM11 255V254H10ZM9 255V256H10ZM13 255V254H12ZM114 255H115V253H114ZM139 255H140V253H139ZM142 255V254H141ZM156 255V254H155ZM157 255H159V254H157ZM161 255V254H160ZM161 255V256H162ZM148 256V255H147ZM181 256V258L183 259V260H180L178 257H180ZM196 256V255H195ZM6 257V255H5V253H3L1 256H0V258L2 259V258H5ZM11 257V256H10ZM13 257V256H12ZM16 256L14 255V258H15ZM116 257V256H115ZM153 257V256H152ZM156 258H158L157 256H155ZM155 257H153L154 259H156ZM164 257V256H163ZM17 258H20V257H17ZM17 258H15L14 260L16 261V259ZM129 258V257H128ZM128 258H126L127 259V261H128ZM152 258V259H153ZM178 258V259H177ZM7 259V258H6ZM6 259H5V261H6ZM10 259V258H9ZM116 259H117V257H116ZM118 259V260H119ZM130 259V258H129ZM4 260V259H3ZM11 260H13V258L11 259ZM14 260H13V262H14ZM18 260V259H17ZM32 260V259H31ZM161 260V259H160ZM159 260V261H160ZM20 261V260H19ZM21 261H22V259H21ZM126 261V260H125ZM127 261L125 262V264H128L127 263ZM3 262V261H2ZM10 262V261H9ZM129 262H132L131 260L129 261ZM157 262V261H156ZM6 263V262H5ZM155 263V262H154ZM157 263H159V262H157ZM131 264V263H130ZM159 264H161V262L159 263Z\"/></svg>", "mask_w": 264, "mask_h": 264}]
</instances>
